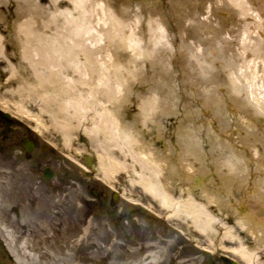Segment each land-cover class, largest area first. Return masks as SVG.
Returning a JSON list of instances; mask_svg holds the SVG:
<instances>
[{
    "label": "bare ground",
    "instance_id": "6f19581e",
    "mask_svg": "<svg viewBox=\"0 0 264 264\" xmlns=\"http://www.w3.org/2000/svg\"><path fill=\"white\" fill-rule=\"evenodd\" d=\"M249 1L257 8L243 0H0V62H6L0 75L8 72L0 87L15 82L16 88L49 90L53 96L46 93L45 100L58 95L56 107L64 119L56 121L55 129L66 145L75 126L71 119L84 116L83 104L102 100L110 113L98 114L100 121L83 132L94 141L102 131L108 136L105 150L122 156L123 161L96 153L98 169L106 179L128 170L123 145L136 131L132 126L150 119L154 131L163 130L167 127L163 116L168 117L172 128L166 131L177 139L159 155L175 153L173 172H166L161 184L153 174L156 168L150 167V174L143 170L136 182L163 209L165 218L183 215L193 231L208 241L207 247L218 242L223 248L222 241H230L232 253L243 264H260L264 259V17L260 16L264 0ZM97 10L102 15L92 18ZM92 20L101 24L102 35L93 34ZM254 32L259 34L255 38ZM199 57L208 58L207 64ZM165 85L168 97L178 90L179 105L162 100ZM135 97L139 112L125 122V110ZM69 107L74 110L71 114ZM249 148H254V155H249ZM86 155L95 162L93 154ZM181 158L189 162L183 168L177 162ZM237 193L244 199L239 203L243 208L234 209L228 199ZM34 206L21 205L11 229L0 219V231L19 264H84L88 260L73 250L89 243L94 248L89 257L110 258L105 244L93 243L101 240L100 235L89 242V231L60 227L63 216L56 203L40 199ZM154 240L147 239L141 260L108 264H159L167 250L157 253ZM116 244L112 241L111 246Z\"/></svg>",
    "mask_w": 264,
    "mask_h": 264
},
{
    "label": "rangeland",
    "instance_id": "374dc122",
    "mask_svg": "<svg viewBox=\"0 0 264 264\" xmlns=\"http://www.w3.org/2000/svg\"><path fill=\"white\" fill-rule=\"evenodd\" d=\"M243 1L250 8H257L249 0ZM101 15L102 12L97 10L92 18ZM260 16L264 17V14L260 13ZM92 25L93 34L95 36L102 35L101 24L92 20ZM252 28L253 26L249 29L252 30ZM147 33L144 34L145 37H147ZM247 34H249V31ZM253 34H255L252 36L253 38L259 35L257 32ZM175 40V43L178 44V38H175ZM173 45L174 43L172 47H174ZM7 48V52L11 51L10 46H7ZM100 54L104 55L105 50H102ZM249 57L242 56L244 59ZM206 59L208 60V58ZM206 59L199 57L203 64H207ZM10 61L15 63L13 59H10ZM239 62H241V59H239ZM4 65H6L5 61L0 62V68ZM170 68L174 69L172 65H170ZM7 73L0 75V82L4 81ZM160 79L164 83L168 82V79L163 76ZM172 83L173 86L174 82ZM238 83L241 86L243 84L242 82ZM16 85L17 83L14 82L11 87H0V109L11 114L10 116L17 126V138L20 139L24 135H29L37 142V148L29 156H25L20 151L19 146L13 147L15 149L10 152L8 149L12 145L10 140L4 138L0 140V219L3 225L6 223L8 229L14 227L12 220L20 213L21 205L26 204L35 207L37 200L49 199L56 203L55 209L60 211L63 216L60 224L62 229L87 230L91 233L87 236L89 242H93L91 241L92 238L100 235L101 240L93 243L105 244V248L110 250L109 259L103 257L93 259L89 257L94 250L90 243L89 246L81 245L74 248L73 251L76 256L85 257L88 260L84 264L139 261L146 253L148 238L155 239L151 243H155L153 245L156 246L157 253L167 250L166 254L160 255L161 262L159 264H222L220 260H217V257L222 256L217 255L214 259L210 250H213L212 253L214 252V254L216 252L226 253L227 251L221 249L214 251V248L210 246L207 249L206 247L203 249L196 246V244L204 246L208 241L203 239L202 235L193 231L183 215L165 218L163 209L149 195L144 193L136 182L143 170L144 174H150V167L156 168V172L153 174L158 177L159 181H164L166 172L167 174L169 171L173 172L175 165L171 164V159L175 161V153L170 151L166 158L163 156L164 153H161L162 156L159 155L161 149L169 146L173 147L172 144L177 139L175 135L167 132L172 128V126L169 127L168 117L163 116V126H167L166 129L163 128L165 132L161 129L154 131L152 126H155V122L151 123L150 119L145 121L144 125L141 122L133 125L131 130L136 131H132L128 135L130 141L127 145H123L125 152L128 153L124 156L126 159L124 161L129 166L128 170L127 172L118 171L113 178L111 177L112 179H106L102 177L99 169V172L91 171L87 173L81 156L84 153L91 152L96 159V168H98L96 153L103 156L116 155L123 161L122 156L117 155L115 150L112 152L105 150L108 136L102 131L97 133L94 141H91L83 132L84 129L100 121L98 114L103 111L109 114L110 108L104 106L102 100H99V102L93 100L92 103L83 104V107L86 108L84 116L79 117L78 115L71 119L72 125L75 126L70 130L69 144L66 145L63 134L55 129L56 121L64 119L56 107L55 100H58V95L54 94L55 100H45L46 93H49L51 97L53 96L49 90L16 88ZM171 88L173 91L174 88ZM160 96L166 102L169 99H172V102L174 100V104L171 106L179 105L178 90H174L172 95L168 97V90L165 85V90L160 92ZM181 103L184 102L181 101ZM182 105L181 107L185 108L186 104ZM18 107H23L29 113L20 111ZM95 110L96 112H94ZM72 112L74 110L69 107L67 113L71 114ZM136 112H139L137 97L128 103L124 121L134 120V113ZM172 118L174 116L170 117L171 121ZM210 131L212 132L211 129ZM1 135L5 134L1 133ZM169 135H171V138H169ZM168 139L171 140V144L168 143ZM42 144L45 145L44 150L40 148ZM142 145L146 146L145 152ZM85 148L88 151H85ZM177 162L181 168L189 163L182 158ZM45 167L52 172L49 179H45L42 175V169ZM96 176L104 179L103 182L96 179ZM117 182L122 187V197L114 205H110L108 200L98 202L95 196L92 195V190H103L108 193L111 190L109 186L114 187ZM223 200L225 202L232 200L234 209L235 205L244 202V199L238 193L231 195L229 201L227 197H224ZM213 210L212 213L217 214L216 210ZM112 241L118 242L116 244L118 246L115 248L111 246ZM249 241L250 236H247L246 242ZM222 242L229 243L230 241L223 240ZM228 254L233 253L228 251ZM116 255H119V257L115 258ZM0 264H19L1 231Z\"/></svg>",
    "mask_w": 264,
    "mask_h": 264
},
{
    "label": "flooded vegetation",
    "instance_id": "af4514ba",
    "mask_svg": "<svg viewBox=\"0 0 264 264\" xmlns=\"http://www.w3.org/2000/svg\"><path fill=\"white\" fill-rule=\"evenodd\" d=\"M3 129V130H2ZM16 129L17 126L14 123V120L10 117V116H5L0 112V140H2V138L4 139H8L11 142V148H8L10 150V152H12V150H14L17 146H19L21 149L20 151L23 152V154L25 156H29L31 154V152H33V150H35L37 148V142H35L34 138H32L29 135H24L22 136L20 139L17 138V133H16ZM6 132V133H4ZM5 134V135H1ZM27 139L28 141L32 142V149L30 151H26L25 147L21 145V142ZM7 144V142H6ZM27 144V143H26ZM15 147V148H13ZM42 149V147H40ZM40 149V150H41ZM3 152V151H2ZM4 154V153H3ZM110 187V186H109ZM110 191L108 193H106L103 190H96V194H95V198L98 202H101L103 200H108L110 205H114L115 203H117L119 201V197L122 194V187L121 185L118 187V189H114L112 187H110ZM93 191V190H92ZM116 196V201L113 202V197ZM258 212V211H257ZM247 239V238H246ZM159 242V240H158ZM249 246L252 245L250 243H247ZM213 245V244H212ZM223 248H220L219 243H215V245H213V247L217 250V249H221L222 251H227L226 253L223 252H216L215 254L212 253L211 251V255L213 256L214 259H216V256H222V257H217V260H220L222 262V264H243L239 258H237L234 254H228V251H232V247L233 245L231 243H223ZM196 246H199V248H205L207 249V246H203V245H199L196 244ZM219 258V259H218ZM264 261L261 260L260 264ZM264 263V262H263Z\"/></svg>",
    "mask_w": 264,
    "mask_h": 264
},
{
    "label": "water",
    "instance_id": "95a60500",
    "mask_svg": "<svg viewBox=\"0 0 264 264\" xmlns=\"http://www.w3.org/2000/svg\"><path fill=\"white\" fill-rule=\"evenodd\" d=\"M48 171H49V170H48V169H46V175H45V173H44V175H45L47 178H49V177H50V175H51L50 173H48V174H47V172H48Z\"/></svg>",
    "mask_w": 264,
    "mask_h": 264
}]
</instances>
